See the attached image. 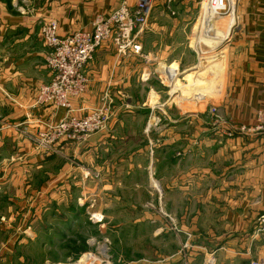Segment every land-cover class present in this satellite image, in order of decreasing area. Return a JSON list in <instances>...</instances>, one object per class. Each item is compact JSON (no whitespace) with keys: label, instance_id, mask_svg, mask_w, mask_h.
<instances>
[{"label":"crops","instance_id":"obj_1","mask_svg":"<svg viewBox=\"0 0 264 264\" xmlns=\"http://www.w3.org/2000/svg\"><path fill=\"white\" fill-rule=\"evenodd\" d=\"M124 1L132 7L137 2L33 0L28 2L34 9L33 16L29 17V14L18 15L11 0H0V218L4 219L0 232H9L10 225L5 224V218L10 216L11 207L20 209L25 183L39 184V198L48 191L49 214L57 219L45 227L51 235L50 247L71 245L79 253L87 250L90 236L83 234L88 228L90 212L88 205L79 204L77 199L87 197L85 194L91 186L88 171L91 167L102 169L100 161L104 150L122 154L123 148L128 152L145 148L147 153L172 154L185 153L189 147L197 151L208 142L205 151L218 149V155L234 151L237 158H242L218 163L215 167V188L219 189L211 193V201L230 207L217 211L220 231L215 227L213 230L199 228L201 232H197L199 237L189 254L182 249L183 232L153 231L151 241L163 235L161 256L134 257L117 260L114 264H204L209 254L215 256L217 264L264 261V224L261 223L264 217V139L238 132L242 127H251L257 111L264 109V0L235 2L234 25L220 49L194 38L199 30L196 25L201 16L200 0H157L145 31L137 39L140 53L130 50L119 55L108 45L100 48L86 67L87 91L82 101L74 102V109L78 116L85 115L109 92L114 100L109 132L94 135L80 145L66 144L60 153L41 152L34 143L32 145L31 135L36 133L39 122L51 115L46 109H31L37 88L52 80L46 65L49 50L39 37L37 22L56 21L59 35L64 38L76 31H91L98 15H110ZM24 7L30 9L27 4ZM219 56L218 71L223 75L218 92L219 107L233 138L223 141V145L214 140L224 138L218 133L203 139L210 117L197 107H188L186 93L181 89L170 92L164 75L166 66L178 73L197 69L200 73L205 58ZM187 78L196 79L193 74ZM155 106L161 109L154 110ZM155 113L161 116L162 124L159 130L156 129L158 124L148 132V122L154 124ZM64 116L62 110L55 121ZM154 140L158 143L156 146ZM178 164L179 161H171L167 170L175 169ZM11 186H15V195L7 194ZM76 187L81 189L79 196ZM239 194L241 199L236 200ZM5 247L0 250V256L10 260L11 252Z\"/></svg>","mask_w":264,"mask_h":264},{"label":"rangeland","instance_id":"obj_2","mask_svg":"<svg viewBox=\"0 0 264 264\" xmlns=\"http://www.w3.org/2000/svg\"><path fill=\"white\" fill-rule=\"evenodd\" d=\"M32 1L11 0V4L13 3V9L18 15L29 14L30 17L33 16L34 12L29 4ZM233 2L237 3V0H233ZM22 4H27L30 9L22 6ZM204 4V0H200L201 16L196 25L199 30L196 31L197 34L194 36L198 41L206 39L208 35L206 28L211 23L210 16L206 15L208 18H205ZM20 9H24V11L22 10L23 13H20ZM227 19H219L218 23L222 24ZM41 21L37 22V26H40ZM213 36L212 34L210 37ZM40 39L42 38L40 37ZM208 60L211 59L205 58L204 62ZM168 67L170 66L165 68ZM197 70L183 74L178 73L175 69L178 75L171 81L169 91L175 92L180 89V91H184L188 107H197L201 109L202 114L205 113L208 118L210 117L206 123L208 130L203 132V139L204 137L208 139V135L210 137V135L214 136L215 133H218L224 138L215 137L214 140L218 145H223L221 144L223 141L228 142V140L233 139L232 133L228 131L226 124L219 126L215 117L211 115V109L216 108L218 114L222 116L219 107L220 100H218L220 93L218 94L219 91L215 92L213 90L211 81L210 83L207 81L211 79L221 85L223 75L218 72L212 76H206ZM189 74H193L196 79L188 80L187 76ZM44 85L46 84L41 86ZM38 88L31 109H46L50 111L51 115L47 120L39 122V128L34 135H31L32 137L45 131L47 125H55L56 122L59 123L62 120L55 121L57 116L55 111L57 110L54 108L36 105L35 98ZM106 94L112 100L108 113L109 119L105 123L106 127L100 133L91 135L88 140L94 135L109 132L114 117V100L109 92L104 94L100 104L94 109L108 108L103 101ZM194 100L198 101H196V105H194ZM156 109L161 108L155 106L154 110ZM81 111L84 112V110ZM89 113L90 111L85 115L78 116L77 111H75L73 115L79 118L87 116ZM153 117L159 120L158 123L156 122L157 124L154 123L153 125L154 127L159 124L156 127L159 130L162 118L160 115L157 116L156 113ZM203 119L206 120L207 118L204 116ZM149 126L150 122L147 126L148 132H150ZM87 141L73 144L80 145ZM148 142L150 143L149 140ZM33 143L39 151L44 152L34 141H32V145ZM153 143L154 146L158 144L156 140ZM66 144L71 143H57L55 150L60 153L61 147ZM208 146L207 142L203 144L202 150L193 151L189 147L185 150V153L172 154H163V152L155 154L151 151L147 153L145 148L141 149L140 147H138L140 149L137 148V152H128L123 148L125 151L121 150L122 154L116 153L117 151L112 149H109L110 152L107 153L104 150L101 158L102 162L100 161L102 169L97 170L91 167L88 171L87 179L90 181L91 186L87 195L85 194L87 197L81 198L82 200L77 199L79 204L88 205L87 210L90 212L89 219L86 222L88 228L83 234L84 236H90L87 241L88 248L80 251V253L79 250L72 249L71 245L62 246V248L50 247L51 235L45 231V227H49L51 222L53 224L57 221L49 214L50 195L47 191L44 192L43 198H39L41 186L25 183L23 191L20 190L23 192L24 202L20 203V209L17 207L15 210L16 206L11 207L10 216L5 218V224L8 227L10 225L9 232L7 231V234L0 232V250L6 246L5 249H9L11 252L10 260H7L9 258L7 256H0V264H79L88 255H92L96 259V262L92 264H114L117 260L126 261L134 257L157 258L163 252L161 246L163 235L159 236L161 237L159 240L155 236L154 240L151 241L152 232L161 233L167 230L183 232L182 235L185 240L182 249L186 254H189V252H192L193 242L199 237L197 232H201V227H204V230H213V227H215V230L220 231V224L219 222L216 223L220 219L217 220L216 218L217 211L221 208L230 209V207H225V203L211 201L212 198H210L211 193L219 189L215 188L216 165L233 159L234 162L242 160V158L236 157L237 153L234 151H230L225 155H218V149L210 151L209 148L205 151ZM123 160H125L124 163ZM171 161H179V167L176 165L175 169L167 170V165ZM29 175L27 172V177ZM220 175H217V177ZM27 182H29L28 178ZM153 182L158 183L160 190L153 185ZM76 189L79 193L77 196H79L81 189L79 187H76ZM16 193L15 186H11L10 190L7 188V194L15 195ZM235 198L236 200L241 199V194ZM201 219H205L203 223L201 222L203 226L200 223ZM2 222H4V219L0 218V223ZM120 229H122V232H120ZM92 260L93 258L87 264H91Z\"/></svg>","mask_w":264,"mask_h":264},{"label":"built area","instance_id":"obj_3","mask_svg":"<svg viewBox=\"0 0 264 264\" xmlns=\"http://www.w3.org/2000/svg\"><path fill=\"white\" fill-rule=\"evenodd\" d=\"M156 1L137 0L135 7L124 1L110 15H98L91 31H76L64 38L59 35L56 21H41L39 34L49 50L46 65L52 74V80L38 88L35 103L37 106L54 108L57 110L56 114L62 110L65 111V115L68 113L59 123L47 125L45 131L31 138L40 149L58 153L55 150L57 143H82L91 135L105 129V123L109 119V107L112 104L107 94L103 99L105 106H108L107 109H94L87 116L79 118L73 115L74 102L83 99L87 91L89 80L86 67L93 61L95 53L108 45H111L119 55H124L130 50L140 53L141 47L137 44V39L145 31ZM204 3L205 18H208L207 15L224 20L235 14L236 4L233 0H204ZM22 10L24 11L20 9V12ZM164 75L171 84L178 74L175 70L166 68ZM210 112L219 126L227 125L216 108H212ZM157 121L159 120L155 119L154 123ZM153 125L150 124V131ZM238 132L261 136L264 139V109L257 111L251 127H242ZM261 223L264 224V217ZM204 264H217L215 256L209 254ZM247 264H264V261H251Z\"/></svg>","mask_w":264,"mask_h":264},{"label":"bare ground","instance_id":"obj_4","mask_svg":"<svg viewBox=\"0 0 264 264\" xmlns=\"http://www.w3.org/2000/svg\"><path fill=\"white\" fill-rule=\"evenodd\" d=\"M209 19H211L210 20L211 23H209V25L206 28L208 35L206 36L205 41L208 42L209 47L215 49L219 46L218 49H220V46L223 43L224 39L227 38V36H228V32H229L230 28L234 25V18L232 16L222 24L218 23L219 19H217L216 17L215 18L211 17ZM212 34L214 35L213 38L210 37ZM220 61H221V57L219 56V58L215 57V59H211L210 62H206L203 69L200 71L201 74H204L206 76L207 75L212 76L213 74L218 73L219 72L218 66L220 64ZM170 75L173 76L172 73H170ZM208 80H210V79H208ZM211 85L213 86V90L215 92L219 91L220 85L218 84V82H214V83L211 82ZM153 185L156 188H159V190H160V186L158 185L157 182H153ZM91 258H93V260L91 261V264L95 263L96 262L95 257H93L92 255H88L85 258H83L82 261L79 262V264H87Z\"/></svg>","mask_w":264,"mask_h":264}]
</instances>
